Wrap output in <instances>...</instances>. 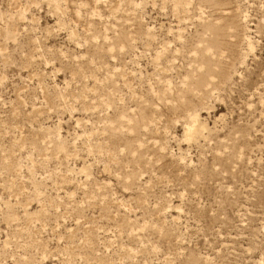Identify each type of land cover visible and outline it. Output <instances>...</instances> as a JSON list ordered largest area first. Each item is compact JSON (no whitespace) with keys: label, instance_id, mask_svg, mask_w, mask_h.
<instances>
[{"label":"rangeland","instance_id":"obj_1","mask_svg":"<svg viewBox=\"0 0 264 264\" xmlns=\"http://www.w3.org/2000/svg\"><path fill=\"white\" fill-rule=\"evenodd\" d=\"M0 264H264V0H0Z\"/></svg>","mask_w":264,"mask_h":264}]
</instances>
